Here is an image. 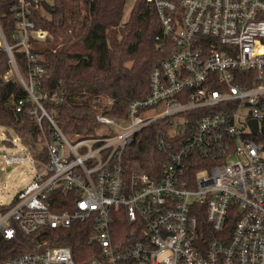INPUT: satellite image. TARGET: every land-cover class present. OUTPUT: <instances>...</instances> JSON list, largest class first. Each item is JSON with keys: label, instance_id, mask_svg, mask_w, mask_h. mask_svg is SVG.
<instances>
[{"label": "built area", "instance_id": "obj_1", "mask_svg": "<svg viewBox=\"0 0 264 264\" xmlns=\"http://www.w3.org/2000/svg\"><path fill=\"white\" fill-rule=\"evenodd\" d=\"M3 1L13 2L16 25L11 42L0 21V48L10 64L4 79L27 91L48 160L30 151L5 156L7 165L31 157L43 168L0 214V242L18 230L31 235L87 222L94 250L84 264H264V0H146L161 24L158 47L168 56L153 69L146 99L132 101L122 119L98 112L101 129L85 138L66 135L43 104L44 58L32 40L48 32L33 15L49 0ZM17 52L26 55V76ZM23 105L18 101V112ZM163 119L167 129L156 147L168 157L164 172L128 173L122 154ZM57 190L74 191V202L61 205L71 209H53ZM0 264L80 263L60 245Z\"/></svg>", "mask_w": 264, "mask_h": 264}, {"label": "trees", "instance_id": "obj_2", "mask_svg": "<svg viewBox=\"0 0 264 264\" xmlns=\"http://www.w3.org/2000/svg\"><path fill=\"white\" fill-rule=\"evenodd\" d=\"M12 4L0 2V21L11 42L16 30L10 11ZM126 4L127 0H49L34 12L37 28L48 32L45 40H32L34 50L44 58L39 61L45 70L42 91L48 93L49 99L43 100V104L70 138L77 135L85 138L101 129L96 120L98 110L93 107H103L104 98L113 100L105 115L126 117L132 101L147 98L151 73L168 56L156 41L161 33L156 12L146 0H136L130 17L123 23ZM16 57L21 73L28 75L26 55L17 52ZM9 70V57L0 48V139L4 134V143L12 146L13 140L9 138L12 131L34 158L47 161V149L36 147L42 132L30 114L34 104L19 82L4 79ZM54 95H63V101H51ZM20 100L24 105L18 112ZM43 126L49 132L47 120H43ZM163 128L167 129L164 119L136 135L132 146L122 154L121 164L128 173L140 170L152 177L162 175L168 157L156 147V137ZM74 199V191L57 190L51 195L56 212L71 209L61 205H69ZM14 203H0V214L6 213ZM199 224L202 230L208 229L204 214L199 216ZM89 236L87 222H75L68 229L45 228L31 235L18 230L14 239L0 242V260L66 245L72 249L75 260L84 264L92 258L94 250L88 244Z\"/></svg>", "mask_w": 264, "mask_h": 264}, {"label": "rangeland", "instance_id": "obj_3", "mask_svg": "<svg viewBox=\"0 0 264 264\" xmlns=\"http://www.w3.org/2000/svg\"><path fill=\"white\" fill-rule=\"evenodd\" d=\"M135 2L136 0H127L123 23L127 22L130 17ZM16 76L17 74H13V77ZM103 100V107L98 109L97 113H104L106 110L110 109L113 104L111 101L112 99L110 100L109 98H104ZM9 138H12L13 140L12 146H8L4 143L6 140V136L4 134L0 139V203L2 205L11 204L19 192L26 189V187L32 183L35 178L36 171L43 168L41 164L35 163L31 157L28 161L23 163L7 165L5 163V156L28 155V150L14 132L11 131ZM43 140L44 138L42 135V138L39 139V142L36 145L37 148H42Z\"/></svg>", "mask_w": 264, "mask_h": 264}]
</instances>
